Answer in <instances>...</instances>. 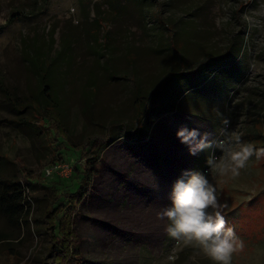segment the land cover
Instances as JSON below:
<instances>
[{
  "label": "rangeland",
  "instance_id": "374dc122",
  "mask_svg": "<svg viewBox=\"0 0 264 264\" xmlns=\"http://www.w3.org/2000/svg\"><path fill=\"white\" fill-rule=\"evenodd\" d=\"M244 14L264 19V0H0V187L20 168L32 182L22 221L0 212V253H14L19 264L55 263L49 187L74 191L62 182L73 176L47 178L45 170L64 158L89 167L94 154L78 148L107 136L93 186L72 217L79 264H168L176 241L158 214L171 206L173 185L186 171L208 176L226 226L244 242L231 264H264V156L254 155L235 177L211 174L206 163L221 155L217 142L228 132L264 148V31ZM40 57L56 95L57 126L40 122L30 105ZM153 97L177 112L140 142V100ZM50 125L59 141L50 139ZM181 127L207 133L212 147L190 155L176 135ZM59 205L63 214L66 196ZM175 255L174 264H212L196 249Z\"/></svg>",
  "mask_w": 264,
  "mask_h": 264
},
{
  "label": "clouds",
  "instance_id": "9594fccd",
  "mask_svg": "<svg viewBox=\"0 0 264 264\" xmlns=\"http://www.w3.org/2000/svg\"><path fill=\"white\" fill-rule=\"evenodd\" d=\"M242 20L264 31V19L244 14ZM223 123L226 126L229 121L225 119ZM176 135L188 146L190 155L212 147L208 134H201L197 129L181 127ZM217 147L221 155L209 157L206 163L210 173L219 176L228 173L239 176L254 155L264 156V148L256 149L252 144L241 142L235 131L228 132L225 139L217 142ZM183 175L186 179H178L173 185L171 206L158 214L160 219H167L166 232L176 241L174 254L167 258L168 264H174L175 253L187 248L198 250L212 264H231L233 253L242 250L244 242L226 226L222 214L225 205L218 199L216 186L201 172L186 171Z\"/></svg>",
  "mask_w": 264,
  "mask_h": 264
},
{
  "label": "trees",
  "instance_id": "16d2710c",
  "mask_svg": "<svg viewBox=\"0 0 264 264\" xmlns=\"http://www.w3.org/2000/svg\"><path fill=\"white\" fill-rule=\"evenodd\" d=\"M211 60L212 59L210 58L205 63H208ZM235 60L237 59L216 66L210 72V75L202 82V84L205 83L209 78H211L215 73H219L222 70L221 68L231 67L232 63H234ZM38 61L39 63H36L35 65L40 78V88L37 93L31 95L32 100L30 105L34 114L41 116V119L39 120L40 122L43 121V123L50 124V122L53 121L57 126L59 120L56 116L55 111L57 107L56 95L53 92L50 77L43 64L46 67L48 66L46 65V62L42 57L38 58ZM202 67L203 65L201 64L200 67L196 69V71L201 70ZM218 70L220 71L217 72ZM180 74V72L172 73L165 81H169L173 76H179ZM240 79L242 80V75ZM165 83L166 82H164L163 85L157 91H155V94L157 96H160V94L162 93V89ZM153 99L154 97L151 101L148 98L144 102L142 99L140 100L142 115L141 121L144 130L141 139H136L137 141L140 140V142H143L148 139L150 132L155 128L157 121H162L165 116L177 112L175 106L172 109H166L162 106H158V104L153 103ZM46 128L47 133L50 134V139L53 141H59L55 132H53L54 134L51 135L50 132L53 131L51 125ZM53 141L51 142L53 143ZM107 144L109 145V138L107 136H103L97 139L94 138L88 140L82 147L78 148L83 150L88 148L94 154V157L89 160V167L81 168L77 164L74 165L75 171L72 174V183L69 180L62 181L64 188L67 187L66 191H69L71 189H73L74 191L62 194L60 193L59 187H57L56 185L49 187L54 197L45 212V217L49 220V225L46 227V230L49 231L51 238L50 253L54 254V264H69V262H71V264L81 263V260L79 261L78 253H74L75 240L72 231V217L77 212L79 204H81L89 195V192L93 186V179L97 174L96 167L101 159L102 154L106 150ZM59 161L69 162L70 160L64 158L63 160ZM22 177L26 180V182L21 179ZM30 188H32V182L29 181V176L25 177L24 168H20L19 172L16 173L15 179L4 182L3 186L0 187V212L11 221H22L26 215L24 203ZM63 196H66V198L68 199V205L67 208H65L66 210L64 211V213L61 214V212L64 210V207L62 205H59L57 206V208H55V205L60 199H62ZM4 239L5 238L0 239V242ZM74 260H76V262H74ZM0 264H19V261L14 253H11L9 251H2L0 253Z\"/></svg>",
  "mask_w": 264,
  "mask_h": 264
},
{
  "label": "built area",
  "instance_id": "2783aa9c",
  "mask_svg": "<svg viewBox=\"0 0 264 264\" xmlns=\"http://www.w3.org/2000/svg\"><path fill=\"white\" fill-rule=\"evenodd\" d=\"M74 166L66 161H59L55 163L52 167L45 170V176L51 178L53 176H58L63 179L70 178L74 173Z\"/></svg>",
  "mask_w": 264,
  "mask_h": 264
}]
</instances>
